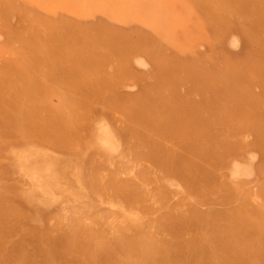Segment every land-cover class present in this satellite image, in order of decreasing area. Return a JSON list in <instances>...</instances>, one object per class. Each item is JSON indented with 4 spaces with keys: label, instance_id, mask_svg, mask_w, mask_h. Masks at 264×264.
Masks as SVG:
<instances>
[{
    "label": "rangeland",
    "instance_id": "374dc122",
    "mask_svg": "<svg viewBox=\"0 0 264 264\" xmlns=\"http://www.w3.org/2000/svg\"><path fill=\"white\" fill-rule=\"evenodd\" d=\"M0 264H264V0H0Z\"/></svg>",
    "mask_w": 264,
    "mask_h": 264
},
{
    "label": "bare ground",
    "instance_id": "6f19581e",
    "mask_svg": "<svg viewBox=\"0 0 264 264\" xmlns=\"http://www.w3.org/2000/svg\"><path fill=\"white\" fill-rule=\"evenodd\" d=\"M50 177V176H49ZM53 178V177H52ZM50 179H51V177H50ZM57 179V178H56ZM49 181H51V180H49Z\"/></svg>",
    "mask_w": 264,
    "mask_h": 264
}]
</instances>
